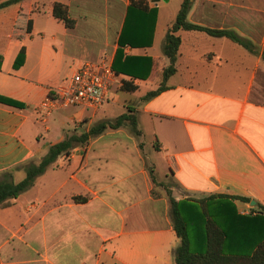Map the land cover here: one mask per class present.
<instances>
[{
  "label": "crops",
  "instance_id": "crops-1",
  "mask_svg": "<svg viewBox=\"0 0 264 264\" xmlns=\"http://www.w3.org/2000/svg\"><path fill=\"white\" fill-rule=\"evenodd\" d=\"M133 1L158 10L152 45L125 49L154 60L149 78L134 80L142 136L122 126L90 138L1 207L0 264H176L181 239L171 198L239 196L250 200H233L240 214L264 215V0H192L189 22L234 31L256 52L180 30L177 71L169 89L149 101L144 96L158 89L170 65L163 45L183 0H26L33 29L23 39L14 33L22 5L0 9V97L24 106L0 102V174L11 171L22 181L26 163H39L51 146L94 125L85 108L43 119L37 107L72 74L60 77L62 69L85 61L112 65ZM56 2L68 6L73 29L53 16ZM94 36L103 38L95 60L70 65L72 51ZM22 49L24 63L15 67Z\"/></svg>",
  "mask_w": 264,
  "mask_h": 264
},
{
  "label": "trees",
  "instance_id": "trees-1",
  "mask_svg": "<svg viewBox=\"0 0 264 264\" xmlns=\"http://www.w3.org/2000/svg\"><path fill=\"white\" fill-rule=\"evenodd\" d=\"M26 0H8L0 4V9L12 4H21L22 8L14 26V33L18 39L25 38L32 32L33 22L25 9ZM192 7V0H183L175 23L168 31L163 53L169 59L170 65L164 69L163 82L157 90L148 92L143 101H149L160 93L169 89L167 82L177 69L176 56L181 45V38L177 35L180 30L200 31L209 36L228 38L243 46L251 53L256 52L255 44L234 31L210 29L188 21V14ZM53 16L62 22L66 28L76 26L69 13L67 5L56 2L53 5ZM158 16L157 8L133 1L127 9L123 30L118 40V48L112 62V68L119 78L122 90L135 92L138 86L134 80H147L152 72L154 60L149 56H132L125 53L126 48L150 47ZM25 50L22 49L15 63V67L23 65ZM264 61V53L262 55ZM3 57L0 56V67ZM123 76L131 80L123 79ZM0 102L9 106L22 108L23 104L12 99L0 97ZM129 126L132 132L142 136L138 127L135 109L128 111L115 120H103L93 125L90 130L82 134H72L51 146L47 155L39 163L29 162L23 168L26 177L15 182L13 173L6 171L0 174V208L17 199L29 190L36 179L43 175L48 167L59 157L69 156L73 149L86 144L90 138L102 135L108 129H119ZM151 176L156 183L153 169ZM76 202H84L86 198L76 196ZM233 200L250 201L239 196L211 195L198 200L177 202L171 198L173 226L181 239L180 246L175 249L176 264H264V215L240 214Z\"/></svg>",
  "mask_w": 264,
  "mask_h": 264
},
{
  "label": "built area",
  "instance_id": "built-area-1",
  "mask_svg": "<svg viewBox=\"0 0 264 264\" xmlns=\"http://www.w3.org/2000/svg\"><path fill=\"white\" fill-rule=\"evenodd\" d=\"M119 78L107 61H85L37 107L43 119L70 107L98 109L110 103Z\"/></svg>",
  "mask_w": 264,
  "mask_h": 264
},
{
  "label": "rangeland",
  "instance_id": "rangeland-1",
  "mask_svg": "<svg viewBox=\"0 0 264 264\" xmlns=\"http://www.w3.org/2000/svg\"><path fill=\"white\" fill-rule=\"evenodd\" d=\"M86 39H87L86 41L84 42L82 41L81 43H79L81 45V48L79 46L75 51L74 50L72 51V53H74L75 55L74 57L75 62H72L70 65L73 66V64L75 63L78 64V61L82 59L95 60L97 51L99 49V44L101 43L103 38L94 36ZM68 53L70 54V52ZM103 56L106 58L107 54H104ZM71 73H72L71 70H67L66 68H64L62 69V73L60 77H65L66 75ZM133 93L134 92H126L122 90L121 83H117V85L114 87V89L110 94V99L113 100V102H111V104L109 105L114 107L113 111L106 112L107 108H111L109 105L104 106L103 108H99L98 110L85 108L84 110L86 112V115L91 116L90 118L94 119L95 121L94 125L103 120H115L117 117L120 116L122 111L120 110L122 108L117 106H123V110L126 112L130 108L135 109V105L137 104L138 100L136 94ZM101 118L103 120H101ZM80 124L82 125L83 122ZM168 185L174 186L175 184L171 180H168Z\"/></svg>",
  "mask_w": 264,
  "mask_h": 264
},
{
  "label": "water",
  "instance_id": "water-1",
  "mask_svg": "<svg viewBox=\"0 0 264 264\" xmlns=\"http://www.w3.org/2000/svg\"><path fill=\"white\" fill-rule=\"evenodd\" d=\"M253 204H255V202H253Z\"/></svg>",
  "mask_w": 264,
  "mask_h": 264
}]
</instances>
